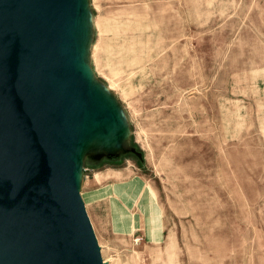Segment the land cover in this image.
<instances>
[{
  "label": "rangeland",
  "instance_id": "374dc122",
  "mask_svg": "<svg viewBox=\"0 0 264 264\" xmlns=\"http://www.w3.org/2000/svg\"><path fill=\"white\" fill-rule=\"evenodd\" d=\"M80 12L81 72L106 107L78 186L104 262L264 264V0Z\"/></svg>",
  "mask_w": 264,
  "mask_h": 264
},
{
  "label": "water",
  "instance_id": "95a60500",
  "mask_svg": "<svg viewBox=\"0 0 264 264\" xmlns=\"http://www.w3.org/2000/svg\"><path fill=\"white\" fill-rule=\"evenodd\" d=\"M82 2L0 0V264H106L77 182L106 107L75 63Z\"/></svg>",
  "mask_w": 264,
  "mask_h": 264
},
{
  "label": "bare ground",
  "instance_id": "6f19581e",
  "mask_svg": "<svg viewBox=\"0 0 264 264\" xmlns=\"http://www.w3.org/2000/svg\"><path fill=\"white\" fill-rule=\"evenodd\" d=\"M75 63H76L77 68L81 71L82 68L80 67V66H81L80 63H83V60H82V59H79V57L76 56V57H75ZM77 182H78V179H77ZM78 184H79V183H78Z\"/></svg>",
  "mask_w": 264,
  "mask_h": 264
}]
</instances>
